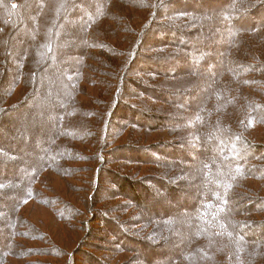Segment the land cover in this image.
<instances>
[{
    "label": "rangeland",
    "instance_id": "1",
    "mask_svg": "<svg viewBox=\"0 0 264 264\" xmlns=\"http://www.w3.org/2000/svg\"><path fill=\"white\" fill-rule=\"evenodd\" d=\"M97 1L99 0H81L84 6H89V15L95 13ZM126 1L133 7L135 5L132 7L134 10L142 11L143 20H109L113 27L105 31L97 29L100 22L93 27V37L96 36L103 42L114 38L121 40L122 27H130L133 22L138 30L139 25L149 17V9L141 7V0ZM251 2L252 0H175L173 6H169L175 11L164 16L162 21L166 19L171 24L187 22L194 30L188 32L185 25L175 32L173 37L168 34L174 32L171 30L166 31L167 33L164 31L163 38H160V35L155 36L153 47L142 52L164 59L155 61L154 68L146 69V64H136L132 67L135 71L132 75H127L124 69L125 56L122 59L114 57V50L108 51L100 44L93 49L86 42V38L84 41L81 38L82 31L78 24L69 22L63 26L60 51H54L55 45L52 42L53 48L47 54L46 63L41 64L45 53L38 48L39 44H33V39L16 41V35L13 37L12 34L7 38L6 32H10L11 26L2 23L0 55L6 64L9 61L8 51L17 56L19 66L16 70L22 80L13 97L11 94L5 93L2 96L3 93H0V104L2 107L8 106L18 102L23 95L26 97L22 102L23 106L17 105L4 111L0 120V131L10 138L14 146L19 147L12 152L19 158L17 163L10 170L0 173V178H5L6 175L8 182H16L13 183L16 185L14 189L0 191V206H8L13 195L23 193L19 176L15 177L12 171L19 170L21 166H24L23 170L26 171L39 170L44 163L47 168L41 173L37 188L46 198L49 197L52 201L54 198L51 203L32 200L19 206L20 218L28 222L30 227L34 226L32 228L35 232L41 235L39 242L35 241V237L18 239L20 245L25 249L36 245L37 250L43 252L36 254L35 250L30 249V252L20 255L19 259H14L15 264H187L184 262V256L178 255L183 254L191 241V224L195 222L192 208L199 201L201 193L209 191L205 184L211 177L215 184L218 181L224 182L225 177H215L217 161H220L215 159V156L204 154L203 158H200V151L197 150L199 147L194 144L196 136L190 133H193L192 129L168 130L162 127L159 121L165 117L173 119L174 123L192 119L202 106L201 99L195 102L194 95L199 94L204 100L206 98L207 103V98L215 91L218 92L220 87L215 85L221 70L217 71L215 68H220L224 62L223 58H227V54L218 51L216 45L220 35L228 32L234 18H238V23H246L245 28L252 24L253 27L264 26V8ZM63 3L64 0H47L46 6L36 13L37 16L41 15L40 35L46 39L52 40L47 28L53 27L54 30L58 27L59 19L63 16L59 7H62ZM100 3L104 4L105 8L109 5L111 11L116 8L113 5L119 4V0H102ZM245 5L250 9L246 11ZM117 9L120 11V8ZM159 12L161 9L157 10V14ZM80 14L83 15L77 17L80 18L79 24L87 20L84 13ZM26 22L25 27H34L33 21ZM53 33L55 34V31ZM246 33L244 39L247 46L234 49V67L246 61L264 63V46L261 48L253 35ZM124 37L135 40L137 34L125 33ZM183 39L188 42V45L182 43L184 48L187 47L184 49L187 51L170 54L173 49L169 48L168 44L177 45ZM38 50L42 52L39 53ZM90 53L94 55L91 56ZM169 54L174 55L172 62L165 59ZM184 54L203 60L201 68L206 67L205 71L208 73L196 70L191 63L190 65L180 61ZM83 58L87 65L94 63L99 69L112 73L114 77L119 78L124 73L121 93L107 121L105 145L100 144L99 140L101 127L107 115L105 112L111 107L112 94L116 93L119 83L115 79L112 84L101 86L82 81L78 91H74V88L70 87L71 84L67 89L63 72H74L73 68L79 61L82 62ZM22 60H25L23 68ZM136 62L141 60L137 59ZM82 66L86 68L85 65ZM209 68H214V71ZM239 89V96L236 94L238 89L232 90L231 97L235 99V104L231 114L226 115V124L235 129L243 127L247 130V136L251 135L253 142L263 144L264 126L239 125L242 116L238 115V102L247 109V103L243 102L241 97L243 92L251 90L248 88L243 91L240 87ZM62 90L68 95H74L77 106L90 107L100 117H88L79 109L76 111L71 103L67 114L61 113L60 118L55 121L52 114L56 109L52 107L56 108L57 94H61ZM70 110L75 111L72 116ZM111 123L113 128L110 127ZM77 126H80V134L74 140L67 130ZM199 131H202V127ZM209 138L213 148H222L221 135L217 133ZM184 144L192 146L195 152L183 149ZM65 145L85 153L86 160L78 161L74 158L67 162L65 157L71 150L64 148ZM129 147L136 148V151L130 150ZM152 147L158 150L154 156L153 153L143 152L144 148ZM21 148L28 150V159L18 156L22 154ZM62 149L66 151L62 152ZM162 151L170 153L165 154ZM246 153L250 154L249 156L252 154L249 151ZM53 154H57L55 160H48ZM226 154L224 153L223 157H226ZM250 158L257 165L253 175L245 171L242 175L245 178L243 185L236 184L232 190L225 189L229 201L232 202V216L243 220L244 224L251 223L253 219L264 220V171L260 168L261 163H264V153H253ZM204 160L210 164L207 169L209 176L198 177L197 162L200 161L204 172ZM59 163L62 165L59 166ZM23 170L20 172H24ZM62 170L67 175L63 176ZM214 190L217 191L216 188ZM182 196H185V201ZM57 204H67L71 212H58ZM12 213L15 217L14 212ZM69 215L72 216L71 222H68L70 218H66ZM10 225L7 218H0V245L8 242L9 233L13 232L9 228ZM263 245L259 242L251 248L259 257L255 262L246 260L247 264H264Z\"/></svg>",
    "mask_w": 264,
    "mask_h": 264
},
{
    "label": "trees",
    "instance_id": "2",
    "mask_svg": "<svg viewBox=\"0 0 264 264\" xmlns=\"http://www.w3.org/2000/svg\"><path fill=\"white\" fill-rule=\"evenodd\" d=\"M101 1L102 0L96 2L97 9L95 13L93 15H89V10H87V7L89 6H84L81 0H64L62 7H59V11L63 16H61L59 19L58 27L56 29L54 28V30L53 27L47 28V31L49 30L50 34L52 35V40H50V38L46 39L43 35H40L42 28L40 29L39 16L41 17V15H36V13L38 14V12H40L46 6L47 0H0V31L3 30L2 23L8 26L10 24L11 30L10 32H6L7 38L12 34V36L16 35V37L13 36L16 41L21 40L24 42L28 41V39H33L32 43L39 44L38 48L40 50H43L45 53L43 57L44 60L42 59L40 62L41 64H44L46 63L47 54H49L51 49L53 48L52 42L55 45L54 51L56 52V50L58 49L60 51L62 47L61 43L63 41V26L66 23L73 22L74 25L78 24L80 26V29L82 31L81 38H83V41L86 38V42H88L93 49L100 44L105 49L107 48L108 51L114 50V57L122 59V57L125 56L124 62L126 64L124 69L127 71V75H132L135 72L133 71L134 69H132V67L136 66V64L139 66L140 64H146V69L154 68L156 66L155 61H158V59H164L157 58L152 54H144L142 52L147 50L146 48L153 47V39L155 38V36L157 37L160 35L159 37L163 38L164 31L166 32L171 30L174 32H171L172 34L168 32V34L173 37L174 33L180 30L181 27H185V25L188 27V29L186 28L188 32L194 30L192 26H188L187 22L186 24H171L166 19L162 21V18H164V16H167L169 14L171 15L173 14L172 12L175 11L172 8H169V6H173L175 0H141V7L149 9V17L145 19L144 22H142V25H139L138 30L135 29L136 26L134 25L136 24H134V22L132 21L133 23L130 24V27H122L121 31L123 32L120 33L122 34L121 40H116L114 38L109 42H103L102 40H98V37H93V27L95 24L98 25L101 22L97 29L105 31L113 27L112 23H110L109 20H120V18L126 20L127 18H133V20L138 19L140 22L143 20V16H141L142 11L134 10L133 8L135 7V5L133 7V5L129 4L126 0H119V4L115 3L116 5L113 6L116 8L112 7L113 10L111 11H109V5H107L105 8L104 4L100 3ZM251 3H256V6H261L264 8V0H252ZM117 7L120 8L122 14L119 9H117ZM245 7L246 11L250 9V7H247V5H245ZM159 9H161V12L157 14V10L159 11ZM80 13H84V15L87 16V20L79 24L78 22L80 18L77 17L79 15H83ZM234 19L235 20L232 21V26H230L228 32L226 33L227 35H220L221 38L216 41L218 51L222 52L223 54H227V58H223L224 62L223 64H221V67L215 68L217 69V71L221 70L220 75H218L220 77L217 79V84L215 85L220 87V89H217L218 92L215 91L213 94H211L207 98V103L206 98L204 100L200 98L201 96L199 94L194 95L195 102H197V99H201L200 104L202 106L200 110L195 114V116L192 117V119H186L185 121L178 120L174 123L173 119L165 117L164 119H160L159 121L162 127H165V129L168 130L175 129L180 131H187L188 129H192L193 133H190L191 135L195 134L196 136V143L194 144L199 147V149L197 150L200 151V158L202 159L204 154H209L211 157L215 156V159L220 160L217 161L218 168L216 169L217 171H215L216 173H214L215 177H218L220 175H223L222 179H224L225 177L224 182L218 181L217 184L212 181L211 177L209 182H206L205 184V186L209 188V191H203L200 195L199 201L197 202L195 207L192 208V214H194L195 222L194 224H191V226L193 227L191 241L187 245V249L183 252V254L178 255V257L184 256V262L187 264H247V261L255 262L259 256H257V254L251 250V248L259 242L264 244V220L257 221V219H253L251 223L248 222L244 224L243 220L235 218V215L233 217V212L231 210L232 202L229 201V195L225 190H232L233 186L236 184L238 186L239 184L243 185L242 181L245 180V178H243L242 176L243 173L245 171H248L249 174L253 175L256 169L255 167L257 166L253 163V160L250 157L253 153H264V143L262 144L253 142L250 138L251 135L247 136V130H244L243 127H241V129H235L230 124H226L228 120L226 115L231 114L233 104H235V99L231 97L232 90L234 88L238 89V91H236V94L237 96H239L240 87L243 91L248 88H250L251 90H249V92H243V96L241 97L243 102L247 103V109L244 105H242L241 102H238V115L242 116V118L239 120V125L242 124L244 125V127H251L252 125H261L262 127L264 126V63H253L250 61H246L240 66H233V63L236 62L233 55L234 49H239L242 46H247V41L246 39H244L245 32H247L246 34L253 35V37L257 40L256 42L260 44L261 48L262 46H264V26L256 25L253 27L252 24L249 28H245L244 26H246V23H238V18ZM104 20H106L107 22H105ZM26 21H33L34 27H30L31 29H29V27H25L27 23ZM20 23L22 24L20 25ZM54 31L55 34L53 33ZM132 32L137 34L135 40H132V38L127 39L126 37H124L125 33ZM215 33L218 35L217 31H215ZM212 39L215 40V37H213ZM182 43H186V45H188L187 40L184 39L181 43H177V45L168 44V47L173 49L171 50L170 54L176 55L180 52L184 53V51H187L184 50L187 49V47L184 48ZM123 46L124 48H122ZM160 47L162 46L160 45ZM119 48L123 50H118ZM11 52L12 51H8V64H6L4 60H2L3 57L2 55H0V93H3L2 96L6 93L11 94V96L13 97L17 91L18 85H20L21 83L22 77L20 75L18 76V72L16 70V67L19 66L17 56L15 57V54ZM37 52L41 53L42 51L38 50ZM90 54L91 56L94 55L93 53ZM40 56L42 57L43 55ZM173 56L174 55H170L165 59L171 60L169 62H172ZM137 59L141 60V62L137 63ZM180 61L185 64L191 63L192 65H190L193 66L196 70L202 71L203 73H208L205 71L206 67H204V69L201 68L204 62L198 57L191 58V56H187L186 54H184L183 58H181ZM24 62L25 60L21 61L22 68L24 66ZM109 63L113 65L112 62ZM82 65H85L86 68H84ZM88 67H90V70H88ZM73 69L74 72H70L67 69L66 71L69 72H63L64 84L67 89L68 85L71 84L70 87H73L74 91H78L80 89V82L82 81L85 83L90 82L91 85L99 84L101 86L104 84H112L113 80L115 79L117 80V83H119L116 89V93L112 94L110 100V103L112 102L111 107L109 106V108L105 112L107 115H105V120L103 121V125L101 127L99 140L100 144L105 145V143L107 142V121L112 113V107L119 98V93H121V84H123L124 73L119 78L114 77V75H111L112 73L110 74L107 70L105 71L104 69H99L94 63H90L89 65H87L86 62L84 63V58L83 61H79ZM83 69H86L85 71L87 72L83 71ZM209 70L214 71V68H209ZM236 85H238L239 87ZM25 97L26 96L23 95V97L20 98L18 102L10 104L8 106L2 107L0 104V120L4 111L11 110L17 105L23 106L24 103L22 102ZM57 97L58 100L55 101L56 108L52 107L56 109L55 113L52 114L55 121H57L56 118H60L61 113L62 115L67 114L68 110L70 109L71 103H73L76 111L79 109L88 117H91L92 115H98L100 117V115L95 113L94 109H90V107L88 108L86 106H77V102L74 100V95L72 93L68 95L67 92H63L62 90V93L57 94ZM74 112L75 111L72 112L70 110V115L72 116ZM91 112H93L94 114ZM62 124L63 121L61 118L60 125ZM110 127L113 128L112 123ZM201 127L202 131H199ZM53 130H55V128H53ZM67 133L71 135L74 140H76L75 137L80 134V126H77L76 128H68ZM217 133L223 138V146L221 149L213 148V146H211V141H209V136ZM162 146L167 147V145ZM184 146L185 147L183 149H187L186 151L189 150L191 152H195L193 151L194 149L192 148V146H190L189 144H184ZM18 148L19 147L13 145V142L10 140V138L5 137L2 131H0V173L4 170H10V168L13 167L15 163H17V160H19V158L17 157V154H12V152L14 153V151ZM64 148L69 149V151L71 150L65 157L67 162L71 161L74 158H76L78 161L86 160V154L80 151L77 152V148L74 150L73 147H69L68 145H65ZM129 149H135L136 151V148L133 147H129ZM183 149H181L182 152ZM241 149H243V151H241ZM73 150L74 154L72 152ZM20 151L22 152V154H18V156L28 159V153H26L28 150H23L21 148ZM61 151L65 152L66 150L62 149ZM157 151L158 150H156L155 147H152L144 148L143 152H150V154L153 153L154 156ZM247 151L252 153L251 156H249L250 154L246 153ZM162 152H164L165 154L170 153L169 151ZM224 153H227L226 157H223ZM57 154H53L52 156L48 157V160L50 159L51 161H54ZM153 158L156 159L158 157ZM204 161V167L206 169L204 172L200 161L197 162L199 163V167L197 170L198 177L209 176V170L207 169L210 167V164L206 160ZM60 165H62V163H59V166ZM260 166H262L260 167L262 168L261 171H264V163H261ZM68 167L69 166H67V168ZM24 168V166H21V168L15 172L14 170H12L15 177L19 176V184L20 187H22V189L24 190L23 193H21L20 195H13L11 197L12 202H8V206H0V209L2 208L0 210V218H7L8 222L11 223V225L9 226L10 230H13V232L10 231L9 233L7 239L8 242L0 245V264H15V261L13 260L19 259L20 255L30 252V249L35 250L34 252L36 254H41L43 252L41 250H37L38 246L36 245L34 247H32L33 245L31 247H28V249H25L22 245H20L18 239L35 237V241L39 242V237H41V235L35 232L34 228H32L34 226L30 227L28 222H25V220H22L20 218L19 206L23 202L32 200L43 203L54 202V198H52L53 201L49 197L46 198L43 195L42 191L37 188V184L40 183L41 173L47 167L43 163L38 168L39 170L29 169L26 171L23 170ZM21 170H23L24 172L21 173ZM61 172L63 176L67 175V173H63V170ZM6 177L7 176L5 175V178L4 176L0 178V191L7 188H10V190H12L14 189V186H16L14 185L16 182H8ZM215 188L217 189V191L214 190ZM16 189L17 188H15V190ZM182 198L185 201V196H182ZM57 207H59L58 212H66V214L68 212H71L70 208L67 207V204H57ZM12 212H14L15 217H13L14 215ZM66 218H70L68 222L72 221V216L69 215V217ZM12 225L13 227H11ZM43 237H45V235Z\"/></svg>",
    "mask_w": 264,
    "mask_h": 264
}]
</instances>
